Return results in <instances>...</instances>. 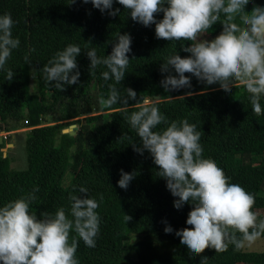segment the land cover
<instances>
[{
    "label": "trees",
    "instance_id": "16d2710c",
    "mask_svg": "<svg viewBox=\"0 0 264 264\" xmlns=\"http://www.w3.org/2000/svg\"><path fill=\"white\" fill-rule=\"evenodd\" d=\"M253 6H264V0H251L246 10ZM113 8L119 11L109 16L107 10L102 14L81 0L72 4L68 0H0V14L11 15L15 21L12 35L20 41L7 61L13 78L5 80L0 72V132L29 129L24 133L23 170L12 169L8 155L0 152V205L36 186L39 191L30 210L41 217L61 206L67 211L69 194L79 186L86 187L88 195L98 200L100 225L95 247H86L78 239L79 264H200L201 257L207 258L206 264H264V252H245L231 244L225 251L205 248L189 258L175 233L186 230L192 206L175 210L174 197L165 181L155 175L158 166L149 153L133 150L132 143L138 141L134 130L116 105L103 104L108 89L99 73L104 69L98 66L94 75L89 74L84 52L95 46L98 56L108 55L117 32L130 34V61L118 85L120 90L131 88L136 93V98L127 102L129 112L148 100L156 103L168 121L187 118L195 124L202 137L204 158L214 160L231 178L229 182L254 196L251 210L258 220L261 216L257 212L264 211V195L260 194L264 193V112H252L248 94L238 84L231 89L232 95H225L219 86L206 88L191 77L190 89L165 92L159 81L167 73L159 71L160 64L174 51L182 58L190 55L181 50V43L187 47L190 42L172 44L157 39L154 24L142 26L132 21L121 5L114 3ZM162 15L154 13L157 20ZM222 31L223 24L218 21L203 36L218 37ZM70 43L81 48L76 57L78 84L65 86L62 91L49 88L42 74L36 72V92L31 93L30 67L38 71ZM25 55L30 64L25 62ZM185 92L191 95L185 96ZM154 95L160 99L153 101ZM179 96L183 99L175 98ZM261 105L264 108V99ZM92 108L96 115H90ZM105 114L108 120L103 119ZM22 121L27 125L20 126ZM70 124L77 126L72 136L61 132ZM161 127L165 125L157 129ZM124 134L127 139H120ZM3 145L4 140L0 148ZM121 169L136 173L125 189L116 184ZM67 173L71 174L69 179L63 177ZM60 181L67 187L60 188ZM124 215L130 220L126 222ZM165 221L173 233L163 231ZM259 237L264 238V232Z\"/></svg>",
    "mask_w": 264,
    "mask_h": 264
},
{
    "label": "clouds",
    "instance_id": "9594fccd",
    "mask_svg": "<svg viewBox=\"0 0 264 264\" xmlns=\"http://www.w3.org/2000/svg\"><path fill=\"white\" fill-rule=\"evenodd\" d=\"M74 2L68 0V4ZM81 2L91 3L102 14L107 10L109 16L119 11L113 8L116 3L132 21L145 27L154 24L157 39L172 44L190 42L187 47L181 43V50L190 55L182 58L174 51L160 64L159 71L167 73L159 81L165 92L190 89L191 77L206 88L219 86L225 95H232L231 89L238 84L248 94L252 112L256 115L264 112L261 105L264 99V6H253L248 11L246 7L251 0ZM154 13H162V18L157 20ZM218 21L223 24L222 34L212 40L201 39ZM14 23L9 13L0 14V72L9 81L14 72L7 67V61L20 44L19 38L12 35ZM130 45V34L117 32L108 55L98 56L95 46L88 48L84 52L89 60L88 70L94 75L98 66L103 67L99 75L108 89L103 104L116 105V110L134 130L138 141L132 143L133 150L138 154L145 150L149 153L153 164L158 166L155 175L165 181L166 189L174 197L175 210L179 212L186 205L192 206L186 230L175 233L180 246L188 250L191 259L205 248L222 252L229 244L237 249L250 245L264 232V219L258 220L251 210L254 196L239 184L229 182L231 178L214 160L204 158L202 137L196 125L189 123L187 118L168 121L156 103L148 100L137 105L138 110L129 112L127 102L134 100L136 93L131 88L120 90L118 85L128 68ZM79 53L80 46L70 43L32 73L40 72L49 88L62 91L65 86L78 84L80 73L76 57ZM24 60L30 64L27 55ZM184 95H191V92ZM175 98L183 99V96ZM161 124L165 127L157 129ZM120 139H127L126 134ZM118 171L116 184L125 189L136 173ZM38 191L34 186L30 192L0 205V264H79L78 239L92 248L99 233L97 198L88 195L86 187L79 186L68 196L67 211L61 206L54 213L38 217L30 210ZM102 200L100 195L99 201ZM124 220L127 222L130 217L124 215ZM164 223L163 231L173 233L167 222ZM70 233H74L71 238ZM206 261V257L200 258V264Z\"/></svg>",
    "mask_w": 264,
    "mask_h": 264
},
{
    "label": "rangeland",
    "instance_id": "374dc122",
    "mask_svg": "<svg viewBox=\"0 0 264 264\" xmlns=\"http://www.w3.org/2000/svg\"><path fill=\"white\" fill-rule=\"evenodd\" d=\"M216 37H212L209 38L207 36H203L201 37V39H206V40H212ZM34 70V67H30L29 70V75H30V79L33 80L34 78V74L32 73ZM30 80V92L31 93H35L36 92V87H32L31 85L34 84L35 82L34 80L32 81ZM96 109L92 108L90 115H96ZM89 115V116H90ZM83 118V117H79L78 119ZM104 120H108V116L107 114H105L103 116ZM25 121H22V123H20L21 125H27L25 124ZM76 127L77 130V126L74 124H70L67 127H65L64 129L68 131H73V127ZM26 130H29L28 128H20L14 131H10V132H0L1 134H8V136H6V138L4 139V145L2 146V148H0V152H5L6 155H8L9 157V166L12 169L15 170H23L26 167V150H25V139H24V133ZM75 130V131H76ZM11 133V134H10ZM12 135V136H11ZM3 141V140H2ZM7 144H12L13 146L10 148V146H7ZM65 179H69L71 177V174L67 173L63 176ZM59 187L60 188H66L67 187V183L64 181H60L59 182ZM261 195H264V193H260ZM258 215L261 216V219H264V211L262 212H257ZM243 251L245 252H264V238L258 237L254 242H252L250 245H245L244 247H242Z\"/></svg>",
    "mask_w": 264,
    "mask_h": 264
},
{
    "label": "water",
    "instance_id": "95a60500",
    "mask_svg": "<svg viewBox=\"0 0 264 264\" xmlns=\"http://www.w3.org/2000/svg\"><path fill=\"white\" fill-rule=\"evenodd\" d=\"M182 89H184V88H181V89H179V90H172V91H168L169 93H171V94H174V93H177L178 91H180V90H182ZM153 98H157L155 101H158L159 99H160V95H154L153 96ZM73 131H68L67 132V130L66 129H63L61 132L62 133H68L69 135H74L75 134V130H76V127L74 126L73 127ZM2 143V137L0 136V144Z\"/></svg>",
    "mask_w": 264,
    "mask_h": 264
},
{
    "label": "built area",
    "instance_id": "2783aa9c",
    "mask_svg": "<svg viewBox=\"0 0 264 264\" xmlns=\"http://www.w3.org/2000/svg\"><path fill=\"white\" fill-rule=\"evenodd\" d=\"M0 136L2 137V140H4V139L6 138V136H8V134H4V133H3V134H1Z\"/></svg>",
    "mask_w": 264,
    "mask_h": 264
},
{
    "label": "crops",
    "instance_id": "0c3cea01",
    "mask_svg": "<svg viewBox=\"0 0 264 264\" xmlns=\"http://www.w3.org/2000/svg\"><path fill=\"white\" fill-rule=\"evenodd\" d=\"M11 134V133H10ZM12 136V135H11ZM7 146H10V148L13 146L12 144H7ZM3 156H6L5 152L2 154Z\"/></svg>",
    "mask_w": 264,
    "mask_h": 264
}]
</instances>
